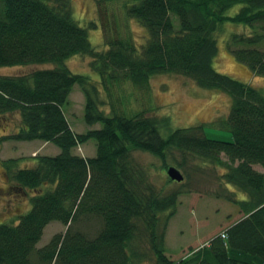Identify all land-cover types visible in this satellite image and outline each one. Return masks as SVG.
<instances>
[{
  "label": "trees",
  "instance_id": "trees-1",
  "mask_svg": "<svg viewBox=\"0 0 264 264\" xmlns=\"http://www.w3.org/2000/svg\"><path fill=\"white\" fill-rule=\"evenodd\" d=\"M132 1L127 14L146 28L145 43L112 36L104 50L93 46L89 27L75 19L73 0H0V67L56 64L0 75V113L18 111L22 122L1 139H41L61 149L34 156L33 166L19 167L18 158L3 161L16 188L33 194L27 212L0 223V264H264V172L256 168H264V90L214 66L219 33L228 23L247 25L253 34L233 33L232 51L264 75V51L251 46L264 38V0ZM236 5L238 12L229 14ZM75 55L90 57L91 70L103 78L143 83L155 74H179L227 93L232 105L223 122L234 140L211 139L203 125L171 128L165 115L107 113L91 75L67 66ZM76 84L85 94V121L101 127L80 133L69 122L64 107ZM92 138L94 156L75 153ZM133 149L163 160L176 149L224 167L225 193L218 197L244 216L191 255L171 259L166 234L179 191L166 193L151 183L133 162ZM238 190L244 198L235 196ZM52 221L69 227L38 247ZM145 236L148 248L141 244Z\"/></svg>",
  "mask_w": 264,
  "mask_h": 264
},
{
  "label": "rangeland",
  "instance_id": "rangeland-1",
  "mask_svg": "<svg viewBox=\"0 0 264 264\" xmlns=\"http://www.w3.org/2000/svg\"><path fill=\"white\" fill-rule=\"evenodd\" d=\"M130 1L133 2L112 0L98 4L96 0H73L75 19L80 25L89 27V38L93 46L105 50L106 43L112 36L129 37L138 44L145 43L146 28L127 14L126 4ZM240 6L236 5L228 13L235 14ZM91 22H96L97 26L90 28ZM233 33L252 35L253 31L247 25L228 23L217 37L219 53L214 66L219 72L264 90V75L255 74L248 65L235 57L231 48ZM239 45L243 46L246 43ZM251 46L264 51V38ZM89 61L90 57L75 55L68 58L66 64L73 72L91 75L97 84L99 98L104 103L103 108L107 113L114 112L127 117L140 112L165 115L171 119V128L203 125L205 134L211 139L234 140L232 130L223 122L228 117L232 105V98L227 93L201 88L193 79L179 74H155L143 83H137L129 78L107 79L94 73ZM55 65L48 63L0 67V75L30 72L38 66L48 68ZM84 107L85 94L76 84L64 109L72 127L80 133L102 126V123H97L93 127L87 124ZM21 123V114L18 111L0 113V223L13 222L19 214L27 212L31 207L33 194L32 190L22 192L16 188L3 161L18 158L19 167L33 166L36 163L34 156L55 155L61 151L55 143L41 139L32 141L1 139L2 136L17 132ZM74 151L84 156H94L97 152L96 140L92 138ZM131 158L157 188L165 190L166 193L179 191L176 214L170 218L166 234L167 254L171 259L180 260L191 255L192 249L204 245L214 235L244 216L239 206L218 197L225 193L220 180L224 167L176 149L167 153L166 160L141 149H133ZM170 166L182 171L184 181H169L167 170ZM256 168L264 172L262 166L256 165ZM235 196L245 197L239 190ZM167 215L168 212L163 213L162 222ZM68 227L69 225H64L60 221L50 222L37 246L44 245L54 234L65 232ZM87 228L88 233H95L91 226H84V229ZM141 244L148 248L146 236Z\"/></svg>",
  "mask_w": 264,
  "mask_h": 264
},
{
  "label": "water",
  "instance_id": "water-1",
  "mask_svg": "<svg viewBox=\"0 0 264 264\" xmlns=\"http://www.w3.org/2000/svg\"><path fill=\"white\" fill-rule=\"evenodd\" d=\"M167 173L171 179L176 180L178 182H181L185 179V176L182 171L175 166H170L167 170Z\"/></svg>",
  "mask_w": 264,
  "mask_h": 264
}]
</instances>
